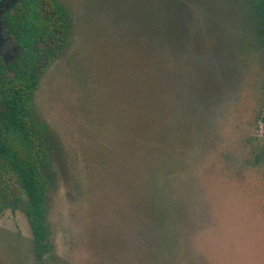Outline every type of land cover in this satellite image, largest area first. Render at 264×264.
<instances>
[{"label": "rangeland", "instance_id": "1", "mask_svg": "<svg viewBox=\"0 0 264 264\" xmlns=\"http://www.w3.org/2000/svg\"><path fill=\"white\" fill-rule=\"evenodd\" d=\"M59 1L72 29L32 95L47 264H264V60L236 0ZM12 206L0 264H39Z\"/></svg>", "mask_w": 264, "mask_h": 264}, {"label": "trees", "instance_id": "2", "mask_svg": "<svg viewBox=\"0 0 264 264\" xmlns=\"http://www.w3.org/2000/svg\"><path fill=\"white\" fill-rule=\"evenodd\" d=\"M55 3L65 26L64 8L58 0ZM236 3L244 23L249 25L246 34L260 44L264 60V0H236ZM42 24L30 23L31 26ZM23 26L22 20H16V29H9L20 47L19 55L9 66L14 76L5 77V67L0 66V204L9 193L14 194L30 224L34 256L39 264H47L46 255L52 246L49 242L51 231L46 224V174L51 159L45 144L47 126L38 119L32 95L52 61L49 58L46 63H41L35 45L39 41L38 35L45 38L56 32L57 39L54 37V40L58 48L53 50L55 55L65 46L69 29H19ZM241 35L246 37L243 32ZM261 119L264 121V107Z\"/></svg>", "mask_w": 264, "mask_h": 264}, {"label": "flooded vegetation", "instance_id": "3", "mask_svg": "<svg viewBox=\"0 0 264 264\" xmlns=\"http://www.w3.org/2000/svg\"><path fill=\"white\" fill-rule=\"evenodd\" d=\"M55 1L56 0H0V33L2 31L6 35L13 36L9 29H16V20H22L24 22V26L20 27L19 29H72L70 26V15L68 14L64 5L61 4L64 8L63 13L66 20V25L63 26V21L60 13H58L59 10ZM59 3L61 2L59 1ZM31 21H34L35 23L40 22L43 24L41 26H31ZM56 34V32H53L50 35L45 36V38H43L41 35H38L39 41L36 42L35 50L41 55V63H46L49 58L53 62L54 59L59 55L60 51L53 55V50L58 48V44L54 40V37L57 39ZM24 48L27 47L25 46ZM12 61V55L7 53H3V55L0 54V66L2 64L5 67L3 69V75L5 77L10 78L14 76L9 68ZM47 68L44 70V72L47 70ZM13 191L14 190L12 189V192ZM10 204L13 205L11 208L14 209L16 201L14 194L12 193H9L7 198L2 199L0 204V212L2 209L6 208V206H10Z\"/></svg>", "mask_w": 264, "mask_h": 264}, {"label": "water", "instance_id": "4", "mask_svg": "<svg viewBox=\"0 0 264 264\" xmlns=\"http://www.w3.org/2000/svg\"><path fill=\"white\" fill-rule=\"evenodd\" d=\"M10 40L12 46L10 48H6V42ZM20 47L16 44L14 40V36L6 35L1 31L0 33V54L7 53L13 56V60L19 55Z\"/></svg>", "mask_w": 264, "mask_h": 264}]
</instances>
